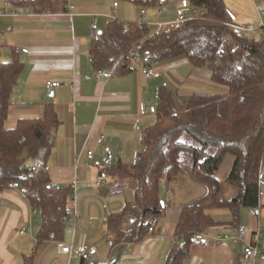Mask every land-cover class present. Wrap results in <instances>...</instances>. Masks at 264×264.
<instances>
[{
    "label": "crops",
    "instance_id": "crops-1",
    "mask_svg": "<svg viewBox=\"0 0 264 264\" xmlns=\"http://www.w3.org/2000/svg\"><path fill=\"white\" fill-rule=\"evenodd\" d=\"M180 1L166 0L164 5L153 9L141 8L140 19L135 22L147 24L152 31L158 20L175 18ZM116 3L109 0V6L103 8L101 0H66L64 9L36 14L0 0V12L6 14L0 17L1 60L9 63L18 59L24 64L12 95L6 128L15 129L21 119L41 118L44 107L54 104L60 124L51 140L50 152L42 151L30 168L42 161L50 167L52 184L69 188L78 181L70 200V208L77 210L78 217L64 223L62 241H46L40 246L37 244L43 224L41 213L32 208L28 196L19 190L0 189V264H24L35 251L34 264L83 263L62 253L60 243L71 244L75 249L88 247L92 264H167L173 247L182 243L176 229L183 208L210 196L209 187L188 172L185 183V192L191 191L185 195L188 201L174 203L176 186L165 187L162 195L168 205L164 215L153 223L152 237L131 245L121 243L111 247L109 244L113 241L108 231L110 216L133 203L135 195L127 181L105 170L102 165L105 145L115 150L114 166L135 163L143 152L145 133L157 119L147 108L158 107L163 88L176 94L180 103L193 95L228 93L227 87L213 82L209 69L194 68L186 59L156 64L160 76L155 78H146L138 66L110 80H97L90 53L97 36L92 25L97 18L99 32L104 33L114 22L112 16L121 13V5L115 7ZM257 4L248 20L238 23L234 16L235 23L258 21ZM192 13L198 17L203 11L192 4ZM23 49L28 52H22ZM50 84L58 85L50 89ZM100 137L105 138V144H98ZM89 150L95 151L93 160L87 158ZM234 164L235 157L227 156L217 178L226 181ZM100 181L104 184L98 187ZM262 205L260 217L255 216L253 209L246 210L240 225H247L251 235L260 229L264 247V199ZM211 215L223 224L208 233L216 236L237 233L238 228L227 225L233 220L230 211L213 210ZM128 225L126 221L124 232ZM29 228L30 233H20ZM243 252L242 243L196 241L182 264H263L259 260L246 262Z\"/></svg>",
    "mask_w": 264,
    "mask_h": 264
},
{
    "label": "trees",
    "instance_id": "trees-1",
    "mask_svg": "<svg viewBox=\"0 0 264 264\" xmlns=\"http://www.w3.org/2000/svg\"><path fill=\"white\" fill-rule=\"evenodd\" d=\"M5 1L18 10L36 14L55 12L61 7V0ZM123 1L153 9L166 0ZM190 2L203 13L174 33L148 40L144 50L152 54L155 64L186 59L194 68L209 69L213 82L227 87L228 93L193 95L180 103L176 94L163 88L156 122L145 133L139 159L130 165L105 169L133 186L135 195L133 203L108 220L115 245L145 239L167 208L162 188L176 183L180 175L190 172L209 187L208 199L183 208L176 229L182 243L173 247L167 264H182L196 243V234L223 224L213 219L211 211H230L233 220L227 225L240 227L244 212L258 206V175L264 162V33L253 41L232 34L227 24L234 23L235 18L225 0ZM125 24L130 25L129 32H125ZM150 31L143 23L112 22L92 43L90 53L96 72L113 69L122 74L134 70L130 68V53ZM2 49L0 42V189L13 182L21 183L28 190L32 208L41 213L43 220L37 245L59 242L74 192L71 188L54 190L49 173L33 172L30 163L42 151L50 152L60 121L54 104H47L41 118L21 119L15 129L6 128L12 95L24 64L18 59L3 62ZM229 155L235 157V164L223 182L217 174ZM130 216L134 217V232L128 235L122 228ZM35 257L36 251L24 264H34Z\"/></svg>",
    "mask_w": 264,
    "mask_h": 264
},
{
    "label": "built area",
    "instance_id": "built-area-1",
    "mask_svg": "<svg viewBox=\"0 0 264 264\" xmlns=\"http://www.w3.org/2000/svg\"><path fill=\"white\" fill-rule=\"evenodd\" d=\"M118 6V3L115 4V7ZM257 12H258V22L255 24H245L240 25L237 23H229L227 24V27L229 31L237 36L238 38L253 41L257 37L261 36L264 33V0H261L260 3L257 5ZM145 13V11H143ZM6 14L3 12H0V17L5 16ZM197 16L192 13V4L190 0H181L179 5L176 8L175 12V18L173 20L169 21H162L158 20L154 29L150 31L149 34L145 35L144 38L136 43L134 45L133 50L130 53V59L132 60V64L130 68L135 69L138 66H140L146 76V78H155L159 77L160 74L158 73L156 69V64L153 62V56L150 52L144 50L145 43L155 37L162 36L165 34H171L179 29H181L188 21H191L193 19H196ZM112 19L114 22L119 21L117 16H112ZM92 29L96 34L99 33V26H98V19L96 18ZM130 25L125 24V32H129ZM22 52L27 53V49H23ZM117 74L113 69H101L96 72V79L99 81H105L110 80ZM58 84H50L49 88L53 89ZM147 112L150 114H156L157 108L156 107H150L147 108ZM141 128H139L140 130ZM98 144H105V138L100 137L98 139ZM87 158L89 160H93L95 158V151L89 150L87 152ZM116 161V153L115 150L105 145L104 148V154L102 156V165L105 168H110L114 166ZM264 162L261 166L259 175H258V206L253 209L255 216L260 217L262 213V200L264 199ZM33 172H50V167L42 161H39L35 164V166L32 167ZM78 181L75 180L69 188L75 192L77 188ZM104 184V181H100L97 183L98 187H101ZM51 187L54 190H63L66 188L64 185L60 184H51ZM8 189L12 190H19L23 195L28 194V190L22 186L19 182H13L10 183L7 186ZM78 217V212L76 209H70L66 216L64 217V223H67L70 219H76ZM132 221H134V217L130 216L128 219L129 227L127 229V234L131 235L134 230L132 227ZM155 228L151 227L149 229V232L145 239H148L154 235ZM31 228L29 229H23L20 233L22 235L26 233H30ZM180 239V238H178ZM195 241H205V240H214L218 244H223L227 242H236V243H242L244 245V252H243V258L246 262L253 263L255 261H261L264 264V247L261 245V239H262V232L261 230H257L251 235L250 228L247 225H240L238 228V231L236 234L233 235H212L208 232L206 233H199L194 236ZM110 246L114 247L115 243L114 241H110ZM123 244H133L132 242H123ZM60 251L64 254H67L70 256V258H76L83 261H90V251L89 248L86 246H80L79 248L75 249L73 245L66 244V243H60ZM108 264V263H106Z\"/></svg>",
    "mask_w": 264,
    "mask_h": 264
},
{
    "label": "rangeland",
    "instance_id": "rangeland-1",
    "mask_svg": "<svg viewBox=\"0 0 264 264\" xmlns=\"http://www.w3.org/2000/svg\"><path fill=\"white\" fill-rule=\"evenodd\" d=\"M65 0H61V7L58 10L62 9V5L64 4ZM113 2H117L119 5H121V13L117 16L118 19H120L123 22L130 23L135 22L136 20L140 19V12L141 8L136 6L135 4L123 1V0H112ZM103 8H107L109 6V0H101ZM259 2V0H225V4L228 7V9L231 11V13L236 17V21L240 23L241 21L248 20L249 14L251 11H254L255 5ZM258 5V4H257ZM89 6V5H87ZM194 13L198 15L197 10H194ZM106 21L105 19H101L102 21ZM258 21H252L249 23L255 24ZM101 29L103 27L101 26ZM101 33V30L100 32ZM100 35V34H97ZM161 64V63H160ZM187 174L180 175V177L177 179L176 183L174 185L176 186V192L174 197V203H178L180 200L188 201V198L185 197V195H188L191 193L190 190H187L185 192V183L187 181ZM165 187L162 188V194H165ZM189 197V196H188ZM170 200V198H169ZM172 200V198H171ZM171 203V202H169ZM174 205V204H173ZM264 228V225H263Z\"/></svg>",
    "mask_w": 264,
    "mask_h": 264
},
{
    "label": "water",
    "instance_id": "water-1",
    "mask_svg": "<svg viewBox=\"0 0 264 264\" xmlns=\"http://www.w3.org/2000/svg\"><path fill=\"white\" fill-rule=\"evenodd\" d=\"M164 206H165V204H164Z\"/></svg>",
    "mask_w": 264,
    "mask_h": 264
}]
</instances>
